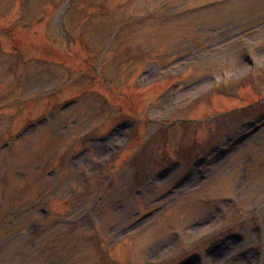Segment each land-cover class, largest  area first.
I'll list each match as a JSON object with an SVG mask.
<instances>
[{
  "label": "rangeland",
  "instance_id": "rangeland-1",
  "mask_svg": "<svg viewBox=\"0 0 264 264\" xmlns=\"http://www.w3.org/2000/svg\"><path fill=\"white\" fill-rule=\"evenodd\" d=\"M198 252L264 264V0H0V264Z\"/></svg>",
  "mask_w": 264,
  "mask_h": 264
}]
</instances>
